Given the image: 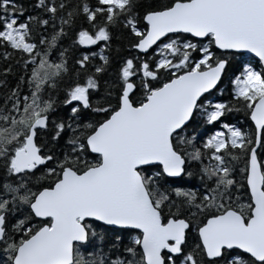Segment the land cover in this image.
Segmentation results:
<instances>
[{"label": "snow or ice", "instance_id": "snow-or-ice-1", "mask_svg": "<svg viewBox=\"0 0 264 264\" xmlns=\"http://www.w3.org/2000/svg\"><path fill=\"white\" fill-rule=\"evenodd\" d=\"M0 264H264V0H0Z\"/></svg>", "mask_w": 264, "mask_h": 264}, {"label": "trees", "instance_id": "trees-1", "mask_svg": "<svg viewBox=\"0 0 264 264\" xmlns=\"http://www.w3.org/2000/svg\"><path fill=\"white\" fill-rule=\"evenodd\" d=\"M20 2L21 3H23V4H25V6H27V5H29L30 3H31V0H20ZM28 14V12H26L25 13V15H27ZM21 19H23V17H21ZM92 46H89V48H88V50L89 51H95V47H92ZM69 64H70V66H71V61H69ZM10 81H11V83L12 84H14L15 83V80L14 79H12V78H10ZM58 95V94H57ZM62 111H63V106H58V109H57V114H61L62 113ZM235 115V117L237 116L240 120H242L243 122H244V116H243V114H234ZM230 120V119H229ZM228 120V121H229ZM204 128H205V126H204ZM184 179L185 180H190V184L188 185V186H195L196 185V180H195V178L194 177H192V178H189V177H184Z\"/></svg>", "mask_w": 264, "mask_h": 264}, {"label": "rangeland", "instance_id": "rangeland-1", "mask_svg": "<svg viewBox=\"0 0 264 264\" xmlns=\"http://www.w3.org/2000/svg\"><path fill=\"white\" fill-rule=\"evenodd\" d=\"M93 47V46H92ZM91 47V48H92ZM230 120L228 122H232V123H235L236 120H239L241 123H243L242 120H240L237 116L235 117V119H232L231 117L229 118ZM215 127H219V125H215ZM213 130L211 127H208V126H205V134H207L208 131H211Z\"/></svg>", "mask_w": 264, "mask_h": 264}]
</instances>
